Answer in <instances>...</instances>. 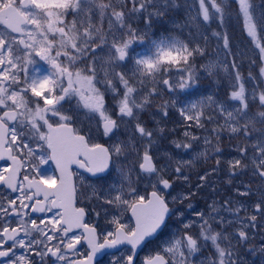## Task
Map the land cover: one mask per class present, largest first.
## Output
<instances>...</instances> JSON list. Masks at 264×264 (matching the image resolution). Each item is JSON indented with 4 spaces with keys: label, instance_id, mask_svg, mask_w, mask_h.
<instances>
[{
    "label": "snow or ice",
    "instance_id": "snow-or-ice-1",
    "mask_svg": "<svg viewBox=\"0 0 264 264\" xmlns=\"http://www.w3.org/2000/svg\"><path fill=\"white\" fill-rule=\"evenodd\" d=\"M232 3L259 50L258 74L243 73L245 53L233 51L226 30L207 33L214 22L224 29L231 15L228 0H198V11L181 26L189 27L187 36L165 28L167 34L157 39L149 33L172 21L178 0H0V191L17 193L0 195L5 264H93L97 253L117 245L128 246L130 254L114 258L113 264H135L137 249L159 239L173 217L182 226L160 241L144 264H240L236 246L248 242L251 230L264 229V5L257 12L255 0ZM211 38L218 43L210 54ZM208 55L212 58L200 65L204 75L219 79L222 74L230 91L223 100L214 94L191 100L204 87L195 61ZM256 63L251 60L250 66ZM129 65V71H117ZM165 92L169 99L157 106L161 118L174 108L188 127L209 132L196 159L217 158L199 176L197 190L225 164L230 185L251 170L261 181L255 192L241 181L234 197L214 200L207 211H196L191 203L181 209L195 195L190 188L167 198L177 182L189 184L185 170L194 161L153 154L164 128L159 121L148 127L141 114ZM108 94L115 99V112L108 109ZM94 119L97 131L109 139L125 124L127 139L107 147L92 142L83 121ZM206 123L214 127L206 129ZM225 132L243 142L235 145L233 158L222 160L219 145ZM183 135L172 141L175 149L195 151L201 137L189 131ZM121 159L120 184L106 190L89 184L92 192L85 199L96 200L105 215L109 209L130 210L135 223H121L113 215L108 221L113 230L98 232L84 223L86 208L73 206L70 169L77 165L94 176L106 170L111 175V166ZM145 179L152 191L140 194ZM254 195L256 202L247 203ZM82 242L87 252L79 250ZM17 248L31 258L16 256Z\"/></svg>",
    "mask_w": 264,
    "mask_h": 264
},
{
    "label": "rangeland",
    "instance_id": "rangeland-1",
    "mask_svg": "<svg viewBox=\"0 0 264 264\" xmlns=\"http://www.w3.org/2000/svg\"><path fill=\"white\" fill-rule=\"evenodd\" d=\"M229 1V0H228ZM178 4L180 7L178 9H174L172 12V21L169 22L165 27L157 29L156 26L152 29L149 33L150 39H157L160 35H166L167 32L165 28L172 32L173 35H181L187 36L189 32V27L181 26L185 25L188 20L189 14L195 15L198 11V0H178ZM232 6L236 5L232 3ZM255 4L257 5V12L261 10V4L255 0ZM69 20L72 19L71 16L68 17ZM241 25H244L242 20L240 21ZM214 24L218 25L214 22ZM107 25L105 24V27ZM142 27V25H141ZM209 30L207 29V33ZM155 33V35H153ZM209 34V33H208ZM210 36V35H209ZM212 39H210V44L208 47V52L211 54L216 50V45L212 44ZM234 52H243L245 55L241 58L243 63L242 71L245 75H247L248 71H244L246 68L244 64V59L248 57V52L252 53L251 59L255 57L254 55L258 56L259 50L255 48L254 44L251 42V38L247 36L245 31V36L240 39H236L234 42H230ZM138 51L140 49H137ZM249 50V51H248ZM259 57V56H258ZM212 58L211 55L205 56L204 58H197L195 64L197 66L198 71L201 74V79L203 82L204 87L197 93V95L191 97V100L200 99L202 96H207L209 94H214L217 99L223 100L226 98L227 93L230 91L228 87L227 79L221 77L218 79L217 77H207L204 75L203 69L200 68V65L206 64L208 59ZM131 69V65L128 66L127 69L118 68L117 71H129ZM259 72V71H258ZM256 72V74H258ZM169 99L167 92H165L160 97L154 98L153 105L147 109L144 113L141 114V119L147 123V126L150 128L157 127L156 121H159V127L164 128V133L162 135H157L156 137V146L154 147L153 154L157 157H164L165 153L171 154L173 156V160H192L194 161L191 168L185 170L186 174L189 175V184L185 185L182 182H177L173 189H171L169 193H165L167 198L171 200L172 196H176L177 193L186 191L187 189H191L195 195L192 197L191 200L185 201V203L181 206V209H187V205L189 203L192 204L193 209L196 211H207L208 205H210L214 200L218 203L223 199H226L230 196L234 197V188L236 185L240 184L241 181L244 183H250L253 191L255 192L257 187L261 184V181L258 177H253L251 170H249L243 176H238L233 180V183L230 185L227 183L228 176L226 173V165L222 164L220 168L214 173L208 181L207 186L197 190L196 185L199 182V176L203 175L205 171H210L211 168L215 165L216 156L211 155V158L205 161L203 158L199 160L196 159V153L204 150L203 144V137L209 135V132L205 129L197 128L194 125L192 127H188V123L184 120V118L179 114V112L174 109H169V115L167 118H161V115L158 113L157 106L162 102V100ZM106 103L108 105V109L110 112H115V99L112 97L111 94L106 96ZM98 119V118H97ZM87 124L91 126L92 131L94 132V137L97 136V120L87 121ZM214 127V124H207L206 129H210ZM102 131V129H100ZM189 131L196 136L201 137L199 144L194 145L195 151L190 152L185 149H175L174 145L172 144L173 140H183L184 139V132ZM105 137V136H104ZM107 139V145L112 143H116L119 140L127 139V130L125 124H121L119 131L117 132L116 136L112 139L105 137ZM243 141L240 138H233L230 139L229 133L225 132L221 136V142L219 147L222 149L223 155L220 157L222 160L231 159L236 155L235 145ZM165 160L161 159L160 163H164ZM125 161L117 160L114 166H111V175L108 174V177L104 180H93L92 185L96 186L98 189H108L111 185H119L121 181V177L119 172L117 171V166L124 164ZM89 183V184H91ZM140 194L149 193L152 188L150 186V181L145 179L140 181L139 183ZM215 189V191H214ZM91 192L92 189L90 188ZM258 199L257 195H254L250 198H247V203L253 204ZM170 207H174V205L170 204ZM122 211V210H119ZM251 211V208H249ZM126 216V211H123ZM223 214V213H222ZM243 215V213L241 214ZM187 216L189 219L193 218L192 210H188ZM229 219H232L231 216H228ZM125 223L127 225H133L130 221L128 216L125 218ZM176 218L173 217L171 221H169V227L164 230L162 236L159 239H155L150 241L147 245V250L142 253V257L138 264H143V257H149L152 255L153 252L158 250L157 245L163 239H166L172 231L176 230L177 228L181 227L182 225L175 222ZM235 244V241H233ZM261 246H264V229H255L249 232V240L247 243H242L236 246V252L239 257L240 264H264V253L260 252ZM255 249V252L253 251ZM207 252H205V255ZM125 255L127 256L128 253L125 251Z\"/></svg>",
    "mask_w": 264,
    "mask_h": 264
},
{
    "label": "flooded vegetation",
    "instance_id": "flooded-vegetation-1",
    "mask_svg": "<svg viewBox=\"0 0 264 264\" xmlns=\"http://www.w3.org/2000/svg\"><path fill=\"white\" fill-rule=\"evenodd\" d=\"M73 105H75V101H73ZM67 107V105H66ZM81 116L83 117V113H81ZM83 127L84 129L87 131L89 130V128L91 129V126L89 124L86 123V121H83ZM92 131V129H91ZM97 136L94 137V132L92 131V135H93V141L94 143H100L103 145H107V139L103 136L102 131H98ZM2 163V162H0ZM49 167V171H52L55 168L54 164H51L48 166ZM71 182L72 184L75 186L76 188V192H75V197H74V207H85L86 208V216L84 218V223L90 225V226H95L97 227L98 232L101 231V229L105 230V231H112L113 230V226H110L108 224V221L111 220L113 215H118L121 217V223H125V218L128 216L129 221L134 225V221L130 216V210L126 211V214L123 211H119V210H112L109 209L107 215H105L103 209H101L98 205V202L96 200H86L85 197L90 196L91 195V190L88 187L89 183L93 182V180H99L97 177L98 176H103L105 178L108 177V172L104 173V174H97L96 176L91 175L89 172L86 171V169L84 168H80L77 165H72L71 166ZM57 177L59 176L58 172L56 173ZM81 177H83V180L81 179ZM58 183V180H57ZM92 185V183H91ZM0 195L3 196H8V197H14L15 195H17V193H11L8 190L5 191H0ZM94 209V210H93ZM95 212H100V216L97 217L95 215ZM44 214H33V218H35L36 216H43ZM14 226V225H13ZM78 232L82 231V230H77ZM155 240V239H153ZM151 240V241H153ZM150 243V242H149ZM145 244L143 245V247L137 252V255L135 256V264H138L141 257H142V253L145 252L147 250V245L149 244ZM83 246L80 247V251L81 252H87L88 248H87V244L83 243ZM125 251H127L128 255L130 254V252L128 251V246H124V245H117L115 248H110V249H103L101 250L100 253H97L96 257L93 258V264H113V259L115 258L117 261H119L122 257H126L125 255ZM16 256L19 255H25L26 257L31 258V255L24 249H20L17 248L15 250ZM155 252L152 253V255H154ZM14 258V257H13ZM148 257H143V264L145 262V259H147ZM37 258V262H38ZM7 258L5 257H0V264H5Z\"/></svg>",
    "mask_w": 264,
    "mask_h": 264
},
{
    "label": "trees",
    "instance_id": "trees-1",
    "mask_svg": "<svg viewBox=\"0 0 264 264\" xmlns=\"http://www.w3.org/2000/svg\"><path fill=\"white\" fill-rule=\"evenodd\" d=\"M231 1L232 0H229L228 2L231 3ZM257 1L261 5H264V0H257ZM230 12H231V15L226 20L224 29H221L218 25L212 23L211 27L208 28L209 35L211 34L212 31L226 30L228 32L230 42H234L236 39H240V38H243L245 36L244 25H241V22H240L241 20L243 22V17L241 14L238 13V6L237 5L232 6V4H231ZM248 39H249V37H248ZM217 43H218V41L216 39H212L211 45L212 44L217 45ZM219 43L222 44V41H220ZM251 55H252V53L248 52V57L243 60L245 66H246L244 71L251 70V71H253L254 74H256V72L259 71V57L257 55H254L255 57H253L251 59ZM251 60H256L257 63L255 65L250 66Z\"/></svg>",
    "mask_w": 264,
    "mask_h": 264
},
{
    "label": "water",
    "instance_id": "water-1",
    "mask_svg": "<svg viewBox=\"0 0 264 264\" xmlns=\"http://www.w3.org/2000/svg\"><path fill=\"white\" fill-rule=\"evenodd\" d=\"M106 171H107V170H106ZM106 171H105V172H106ZM103 173H104V172H103ZM103 173H98V174H103ZM90 174L93 175L92 173H90ZM150 192H151V191H150ZM130 214H131V211H130ZM131 216H132V214H131ZM133 219H134V218H133ZM134 221H135V219H134ZM142 247H143V246H141L140 248H138V249H137V252H138ZM134 260H135V257H134ZM145 260H146V259H145Z\"/></svg>",
    "mask_w": 264,
    "mask_h": 264
}]
</instances>
